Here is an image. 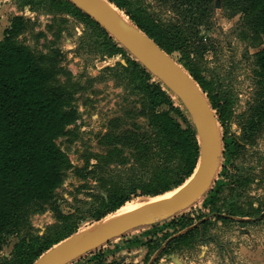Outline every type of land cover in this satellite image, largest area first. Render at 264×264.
<instances>
[{"label": "rangeland", "instance_id": "obj_1", "mask_svg": "<svg viewBox=\"0 0 264 264\" xmlns=\"http://www.w3.org/2000/svg\"><path fill=\"white\" fill-rule=\"evenodd\" d=\"M216 1L213 0V24L201 27L196 36L200 50L205 48L199 58L202 75L220 103L221 97L229 101L226 129L219 122L221 154L214 179L181 211L133 228L68 264H88L92 254L102 251L107 259H118L123 254L110 250H120L127 242L141 247L150 239L164 242L158 248L159 254L154 258L157 250L145 262L140 258L135 264H264V214L260 216L264 213V129L256 133L254 142L243 139L258 88L252 55L264 47V35L256 36L249 28L238 26L242 13L232 0H219L218 7ZM158 7V2L153 1L151 8ZM66 8L54 6L49 0H33L30 4L0 0V38L5 39L16 16L27 19L22 33L12 41L34 53L37 61L52 73L51 84L67 92L71 106L78 112L77 119L57 139L70 159L63 170L62 184L45 204L44 211L23 214L18 228L7 231L0 264L11 259L17 250L15 245L23 241L42 236L56 246L93 230L102 220L96 215L104 198L141 173L134 148L126 140L128 131L143 132L149 128L152 98L159 81L153 74L142 79L130 62L137 61L136 58L96 20L91 17L92 20L84 21L72 13V7ZM163 16L174 17L172 12ZM105 32L114 46L105 42ZM174 55L182 64V55ZM161 89L167 90L165 86ZM175 93L171 92L174 100L178 95ZM204 93L208 98L209 92ZM156 110L169 111L170 105L161 103ZM234 138L244 140L245 148L237 152ZM238 166L250 175L251 181L232 205L248 215L229 214L225 198L218 203L222 207L220 217L211 211L210 199L220 186L226 188L225 194L229 193ZM146 197L152 196L134 197L131 202L136 204ZM184 217L194 223L165 238L175 227L172 222ZM205 220L207 223L202 226ZM195 227L198 228L188 243L173 240ZM165 246L167 250L162 254ZM116 262L119 264L120 260Z\"/></svg>", "mask_w": 264, "mask_h": 264}, {"label": "trees", "instance_id": "obj_2", "mask_svg": "<svg viewBox=\"0 0 264 264\" xmlns=\"http://www.w3.org/2000/svg\"><path fill=\"white\" fill-rule=\"evenodd\" d=\"M33 0H21L30 4ZM57 7H72L68 0H49ZM131 20L141 31L153 39L168 54L182 55V65L190 72L204 91L221 126L226 129L225 113L229 101L214 94L199 68L200 50L196 36L201 27L213 24L215 9L213 0H107ZM153 1L158 8H151ZM242 13L238 26L249 28L256 36L264 35V0H232ZM73 5V6H71ZM68 9V8H66ZM173 13L165 18L163 13ZM72 13L84 21L91 16L74 6ZM27 19L16 16L7 29L5 39L0 38V251L9 229L16 230L23 214L42 212L55 190L62 184L64 168L70 163L69 156L60 148L57 139L76 119L78 112L71 106V97L58 86L51 84L52 73L36 59L34 53L16 44L12 39L22 33ZM105 32L104 40L114 46ZM200 53V55H199ZM253 72L258 88L252 106L244 138L254 142L258 131L264 129V47L253 55ZM175 58V57H174ZM131 65L140 71L142 79L151 76L141 62L132 59ZM154 76V75H153ZM152 98L148 127L143 132L128 131L126 140L134 148L136 162L141 173L114 194L104 198L97 219L103 220L131 204L134 197L158 196L182 186L196 171L202 154V139L190 109L161 78ZM166 87L167 90L161 89ZM171 92L177 95L175 100ZM175 102H178L176 105ZM161 103L170 105L169 111L159 112ZM243 141V142H241ZM238 151L245 148L244 140L234 138ZM164 157V159H163ZM232 175L229 193L220 186L210 199L212 212L221 216L224 202L229 214L246 216L241 209L235 210L233 199L244 193L251 181L237 167ZM229 196H232L228 198ZM233 206V207H232ZM104 218V219H105ZM194 222L184 217L173 221L175 226L164 235L168 238ZM205 220L201 225H205ZM178 227V228H177ZM198 227L177 236L176 243L189 242ZM73 234V233H71ZM70 234V235H71ZM163 241L148 242V260L163 245ZM55 243L38 236L31 241L15 245L14 255L4 264H34ZM167 247L162 250V254ZM87 259V258H86ZM88 264H118L117 258L109 261L102 251L92 254ZM121 264V261L120 263Z\"/></svg>", "mask_w": 264, "mask_h": 264}, {"label": "water", "instance_id": "obj_3", "mask_svg": "<svg viewBox=\"0 0 264 264\" xmlns=\"http://www.w3.org/2000/svg\"><path fill=\"white\" fill-rule=\"evenodd\" d=\"M70 1L96 20L151 74L161 78L184 101L193 114L201 135L202 154L199 163L202 162V164L196 176L191 179L193 174L182 186L177 188L172 196H164L163 194L146 197L124 223L105 230L91 231L76 244H73L69 238L49 249L34 264H68L80 255L94 250L133 228L150 224L167 213L181 211L197 199L212 182L221 154L219 116L211 106L204 90L190 72L131 20L130 22L123 20L100 0ZM216 6H219V0L216 1ZM160 250L156 252L154 258L157 257Z\"/></svg>", "mask_w": 264, "mask_h": 264}, {"label": "bare ground", "instance_id": "obj_4", "mask_svg": "<svg viewBox=\"0 0 264 264\" xmlns=\"http://www.w3.org/2000/svg\"><path fill=\"white\" fill-rule=\"evenodd\" d=\"M103 4H105L106 5V7L109 9V10H111V11H113V12H115V13H117V15H119V17L120 18H122L123 20H126V21H129L130 22V20L121 12V11H119L112 3H110V2H108L107 0H100ZM200 128H201V126H200ZM201 130H202V128H201ZM201 164H202V162H200L199 163V165H198V167H197V169H196V171H195V173H194V175L191 177V179L194 177V176H196V174L199 172V170H200V167H201ZM190 179V180H191ZM173 194H175V193H169V194H166V195H164V196H172ZM140 202L141 201H138L136 204L135 203H131V204H129L128 206H126V207H124L123 209H121L120 211H118L117 213H115V214H113V216H111L110 218H106V219H103V220H101L94 228H93V230H91V231H94V230H105V229H108V228H111V227H113V226H116V225H118V224H121V223H124L127 219H128V217H129V215L137 208V206L140 204ZM91 231H89V232H91ZM89 232H87V233H83V234H81V235H79V236H76V237H72L71 238V242L73 243V244H76V243H78L86 234H88Z\"/></svg>", "mask_w": 264, "mask_h": 264}, {"label": "crops", "instance_id": "obj_5", "mask_svg": "<svg viewBox=\"0 0 264 264\" xmlns=\"http://www.w3.org/2000/svg\"><path fill=\"white\" fill-rule=\"evenodd\" d=\"M108 243H110V242H108ZM107 244H105V246ZM121 247H122V249H120V250H117L119 247L116 249L110 250V252L113 254L114 253L115 254L118 253V255H120L121 253L123 254V256L118 258V260L121 261V264H135V262H137L138 259H140V258H143L144 262L146 261V256H147L148 251H149L148 244H143V246H141V247H135V243L127 242L126 244H124V246H120V248ZM109 261H111V259Z\"/></svg>", "mask_w": 264, "mask_h": 264}]
</instances>
